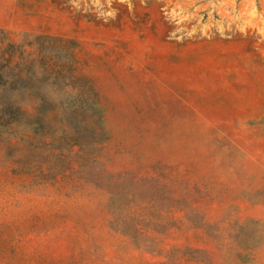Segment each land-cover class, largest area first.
I'll return each mask as SVG.
<instances>
[{
  "label": "rangeland",
  "instance_id": "374dc122",
  "mask_svg": "<svg viewBox=\"0 0 264 264\" xmlns=\"http://www.w3.org/2000/svg\"><path fill=\"white\" fill-rule=\"evenodd\" d=\"M0 264H264V0H0Z\"/></svg>",
  "mask_w": 264,
  "mask_h": 264
}]
</instances>
